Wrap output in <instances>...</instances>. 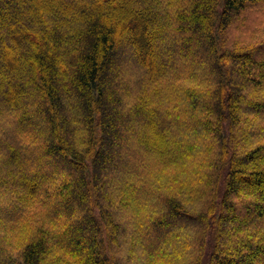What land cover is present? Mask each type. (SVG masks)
I'll return each instance as SVG.
<instances>
[{"label": "trees", "instance_id": "obj_1", "mask_svg": "<svg viewBox=\"0 0 264 264\" xmlns=\"http://www.w3.org/2000/svg\"><path fill=\"white\" fill-rule=\"evenodd\" d=\"M0 264H264V0H0Z\"/></svg>", "mask_w": 264, "mask_h": 264}, {"label": "rangeland", "instance_id": "obj_2", "mask_svg": "<svg viewBox=\"0 0 264 264\" xmlns=\"http://www.w3.org/2000/svg\"><path fill=\"white\" fill-rule=\"evenodd\" d=\"M237 149H241V146H237ZM129 235V234H128Z\"/></svg>", "mask_w": 264, "mask_h": 264}]
</instances>
